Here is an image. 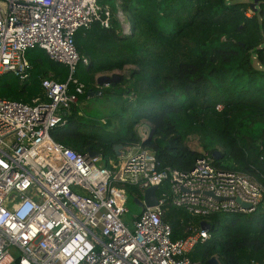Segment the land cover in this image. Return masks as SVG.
Masks as SVG:
<instances>
[{"label": "trees", "instance_id": "obj_1", "mask_svg": "<svg viewBox=\"0 0 264 264\" xmlns=\"http://www.w3.org/2000/svg\"><path fill=\"white\" fill-rule=\"evenodd\" d=\"M107 2L112 10L119 2L130 34L121 36L115 19L107 29L94 22L75 33L80 62L74 78L85 93L65 123L50 131L51 138L77 153H99L105 167L117 159L115 146L140 143L161 168L187 172L203 155L185 143L196 137L204 153H221L216 166L252 176L264 187V1L254 8L250 0ZM25 55L28 78L1 74L0 100L44 102L43 79L66 82L68 69L44 50ZM126 68L127 77L114 86L97 87L98 74ZM89 94L116 99V126L108 120V130H101L81 115L78 104ZM143 124L152 134L141 142L137 129ZM166 189L168 183L158 193ZM202 221L209 225V238L195 245L190 261L207 264L215 257L220 264H264V212L201 218L165 205L164 222L173 241L199 229Z\"/></svg>", "mask_w": 264, "mask_h": 264}, {"label": "built area", "instance_id": "obj_2", "mask_svg": "<svg viewBox=\"0 0 264 264\" xmlns=\"http://www.w3.org/2000/svg\"><path fill=\"white\" fill-rule=\"evenodd\" d=\"M114 9L107 0H0V75L27 79L25 54L34 48L68 69L64 83L41 81L44 102L0 100V264H199L188 255L209 238L208 230L194 228L173 241L164 222L167 203L201 218L264 212V187L216 166L206 153L181 172L161 168L139 143L105 167L100 155L91 158L51 138L85 93L74 78L75 33L94 22L107 29L115 19L121 36L130 34L119 2ZM148 131L146 124L137 129L141 142ZM164 183L168 189L158 193ZM151 187L157 205L126 224L128 193L144 203Z\"/></svg>", "mask_w": 264, "mask_h": 264}, {"label": "rangeland", "instance_id": "obj_3", "mask_svg": "<svg viewBox=\"0 0 264 264\" xmlns=\"http://www.w3.org/2000/svg\"><path fill=\"white\" fill-rule=\"evenodd\" d=\"M114 10V8H113ZM264 21V19H263ZM128 74V68H126L123 71H116L113 74H98L99 75H108V76H112V75H117V76H122V77H127ZM122 86H124V84H122ZM79 110L81 112V115L86 119V120H91L94 123H96L95 125L100 128L101 130H108L107 129V121L110 120L112 126H116L117 125V117L112 116L113 115V111H117V108L119 106V104H116V99L115 98H110L107 97L105 99L102 98H88L87 100H85L82 103H79ZM186 145L196 151V152H201L203 154H205L202 150V148L199 145L198 139L196 137H188L185 141ZM130 153H134L137 151V148H126V150L123 151L124 155L127 154V152ZM127 210L128 212L122 217V220L126 223V224H131L132 219L139 215L141 213V208L134 203V198L133 196L128 193L127 195V204H126ZM220 264V263H219Z\"/></svg>", "mask_w": 264, "mask_h": 264}, {"label": "water", "instance_id": "obj_4", "mask_svg": "<svg viewBox=\"0 0 264 264\" xmlns=\"http://www.w3.org/2000/svg\"><path fill=\"white\" fill-rule=\"evenodd\" d=\"M250 1H251V7L254 8L258 4V2L264 1V0H250ZM119 81H120V76H117V75H112V76L99 75V76L96 77V84H97L98 87L110 86V85L114 86ZM139 132H138V134H139ZM151 134H152V131L149 130L148 133H147L146 138H150ZM140 137H143V136L140 135ZM121 149H122L121 146H115L114 147V151H115L116 157H119L121 155L120 154V150ZM86 153L91 158L99 156V153L93 152V151H89V150ZM210 155H211V158L213 160H218L221 157V153L219 151H213ZM207 195H211V194H207ZM217 200H220V199H217ZM234 201L238 205L243 207V208H247V209L250 208L249 205L241 203L240 200L237 199V198ZM134 203H136L141 208V212L144 210L145 207H154V206H156L157 205L156 188L155 187H151V188H149V189H147L145 191L144 203L140 202L137 199H134ZM200 227H201V230H205V231L209 229V225L205 221H202L200 223ZM207 264H219V262H218V260L215 257H213V258L208 260Z\"/></svg>", "mask_w": 264, "mask_h": 264}, {"label": "crops", "instance_id": "obj_5", "mask_svg": "<svg viewBox=\"0 0 264 264\" xmlns=\"http://www.w3.org/2000/svg\"><path fill=\"white\" fill-rule=\"evenodd\" d=\"M91 97H92V94L88 95V98H91ZM78 105H79V104H78ZM78 107H79V106H78ZM131 148H133V147H131ZM124 149H125V148H122V149L120 150V154L123 153Z\"/></svg>", "mask_w": 264, "mask_h": 264}]
</instances>
